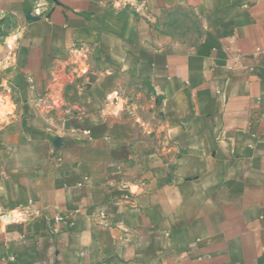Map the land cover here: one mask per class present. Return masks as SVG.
Masks as SVG:
<instances>
[{
  "label": "crops",
  "instance_id": "1",
  "mask_svg": "<svg viewBox=\"0 0 264 264\" xmlns=\"http://www.w3.org/2000/svg\"><path fill=\"white\" fill-rule=\"evenodd\" d=\"M0 264H264V0H0Z\"/></svg>",
  "mask_w": 264,
  "mask_h": 264
},
{
  "label": "built area",
  "instance_id": "2",
  "mask_svg": "<svg viewBox=\"0 0 264 264\" xmlns=\"http://www.w3.org/2000/svg\"><path fill=\"white\" fill-rule=\"evenodd\" d=\"M56 219L59 220V219H61V218H60V217H57ZM9 260L13 261V260H14V257H13V256H10V257H9Z\"/></svg>",
  "mask_w": 264,
  "mask_h": 264
},
{
  "label": "rangeland",
  "instance_id": "3",
  "mask_svg": "<svg viewBox=\"0 0 264 264\" xmlns=\"http://www.w3.org/2000/svg\"><path fill=\"white\" fill-rule=\"evenodd\" d=\"M180 32V34H192V33H190V32H183V31H179Z\"/></svg>",
  "mask_w": 264,
  "mask_h": 264
},
{
  "label": "water",
  "instance_id": "4",
  "mask_svg": "<svg viewBox=\"0 0 264 264\" xmlns=\"http://www.w3.org/2000/svg\"><path fill=\"white\" fill-rule=\"evenodd\" d=\"M27 18L34 19L35 17H31L30 15L27 14Z\"/></svg>",
  "mask_w": 264,
  "mask_h": 264
}]
</instances>
